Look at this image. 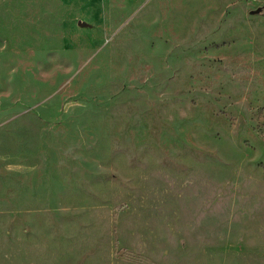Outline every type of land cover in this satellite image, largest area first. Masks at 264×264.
Masks as SVG:
<instances>
[{
  "label": "rangeland",
  "instance_id": "rangeland-1",
  "mask_svg": "<svg viewBox=\"0 0 264 264\" xmlns=\"http://www.w3.org/2000/svg\"><path fill=\"white\" fill-rule=\"evenodd\" d=\"M0 264H264V0H0Z\"/></svg>",
  "mask_w": 264,
  "mask_h": 264
}]
</instances>
